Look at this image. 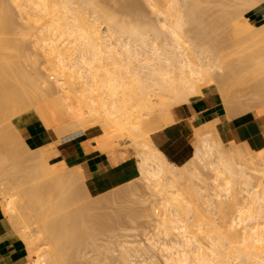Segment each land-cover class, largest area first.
I'll use <instances>...</instances> for the list:
<instances>
[{"label": "bare ground", "instance_id": "6f19581e", "mask_svg": "<svg viewBox=\"0 0 264 264\" xmlns=\"http://www.w3.org/2000/svg\"><path fill=\"white\" fill-rule=\"evenodd\" d=\"M25 1H28V0H25ZM46 1H48V0H46ZM46 1L45 0H40V1L35 0L36 3H33L34 0H31V5L33 4L32 5L33 8H31V5L27 6L26 5L27 3L25 4L27 6V9L28 8L32 9L31 12L34 9V12H35V13L33 12L34 17L31 16L32 15L31 12H29V10H26V8L23 10V7H26V6H23L22 9L21 8H19V9L23 10L24 13L27 12L28 17L31 18V19H29L27 17V14L24 15L23 11H21V14L24 15L23 18L25 16L27 17L26 22H27L28 27H31L33 25V23H36L38 29L36 28V25L34 24V30H37L40 32V34L38 32L39 37H37L36 42L39 41V43H40L39 45H41V47L43 48L42 49L38 45L41 48L40 50H43V52H45V54L42 51H41V53H43L45 56L47 54L46 60H48V62H49V68H48V69H50V70H48L49 74L50 75L54 74V77L53 76L52 77L55 79V83H57L56 85L59 86L60 91L62 90L63 95L64 96L67 95V97L71 96V95L73 96V94L77 95V93H78L79 96L77 95V99H74L77 102V105H74L75 108H73L75 111V116L78 119L85 120L87 122V124L90 126V128H92L94 126H97V127L102 126L101 128H102L103 132L100 134H97L95 137L92 138L93 140H91V144L87 145L84 148L85 152H88L92 148L98 150L99 152H102L103 149H105L108 146L109 147L110 146L117 147V145L119 144L118 142L121 140L123 141V138L132 142L133 144L135 143V146L137 147V153L134 154V156L137 154L136 155L137 156L136 170H137L138 175H140L141 177H143L145 179L146 185H148L149 186L148 188L151 189L150 190L152 193L151 195L154 196V194H155V196L156 195L159 196L160 207L162 209L160 215H162V219H163V225H162L163 230L165 232H170V233L171 232H173V233L178 232V233L174 234V238L169 239L168 241L167 240L150 241L149 247H151V248L141 247L140 250H133V251H136V253L139 257L137 259H133V260L129 259L130 261L127 259L128 263H127V260L125 258H124V260L122 258V260H121L122 264L124 262H125V264H129V263L130 264H148L147 260L153 259L152 252L151 253L149 252L150 249H151V251H155V250L160 251L162 253L163 258H164V262H166L167 264H192L191 263L192 261L196 262L197 264L198 263L199 264H228L229 261L226 262L227 258H230L231 260H233V262L231 261L232 264H264V184L261 187V189L258 191L253 190L250 187L251 182L245 176V170H244L246 163H247V160H248L247 155H246L247 149H246V152L244 151L245 153H242L241 151H243V150L240 151L241 148L239 149V147L237 146L238 143L235 144L234 150H233L234 146L232 145L233 148L232 147L231 148L235 154L233 153V155H232V153H231V155H229V157L232 156L233 158H237L239 160V162H238L239 165H241V167H239V168H238V166L232 167L231 163L232 162L234 163L235 161H232L231 163H229V161H227V159L229 157L226 159L223 155V152H221V150H219L217 148V146L214 144V142L209 141V140H211L210 138L208 139L205 137H202V138L199 137L197 135L198 133L196 134V132H198L199 130L197 131V129H196V131H195L194 127L196 125L195 126L192 125L193 129H194L193 135L195 136L194 138L196 141L192 155L190 158H188L187 161H185L182 164L177 165L176 163L169 160L165 156V154L154 145L151 138H149L150 136L147 135L148 130H149V129L148 130L146 129L148 127L147 124H148V120H149L147 118L149 117V115L151 113L153 114L154 111H156V113H158V111H159V113H160L162 111L161 115L163 113L164 118H165V116H167L166 120L168 121L170 119V123H169V121H168V123L171 124L175 119L173 117L172 118H170V117L174 116V115L171 114L172 112L169 113L170 109L167 111L163 108V106L168 105L167 107L170 108L171 105H173V106L175 105L176 100L181 99V98H186L189 100V97L191 95L200 93V89L202 86L196 84V81L194 80V79H196L195 75L199 73V70H198V68L195 67L194 61L191 62L192 59H189L187 57V54H186L187 52L189 53L190 49H192V48L194 49L193 44H195L196 41L194 42V39H195L194 38L193 39L194 43H191V40L193 38V37H191V38H188L190 40V43H188L189 40L187 42L185 38H187L189 36L187 34H186L185 38H184V36H185V32H186L185 26L188 27V25L190 23H192V21H193V19L191 18L193 12H194L195 20L197 21L199 19V18L196 19L197 18L196 17V15H197L196 10H201L199 5L202 2V0H165L163 5L161 3V2H163V0H161V1L160 0H146L148 2V4H146V5H148V6L151 5V8H149L151 10H152V7L155 6V4L158 1H160L159 4H161V5L159 6V4L157 3L158 5L156 4L157 6H155V7H156V9H157V7H161V8L160 9L158 8L157 10L152 11V12H156V14H155L156 16L159 14V16L161 17V18L159 17L160 23L158 22L157 25L154 23L152 24L153 21L150 22V20H148V22L145 21V23H144V21H142L143 20L142 17L144 15L142 16V14H141L142 17H140V15H139V17H137L138 16V10L141 9L138 6L141 2L139 1L140 2L139 3L138 0H119L116 2L118 4L122 3L121 6L119 4L120 9H122V11L128 12L131 9L130 14H127V15L131 16L133 13V15L131 17H133L135 14V17L133 19H135V20L139 19L138 23H136V24H134V23L131 24L129 22L130 25H129V23H128V25H126L127 24L126 22H125L126 24H124V21H121V20L120 21L118 20L121 24L118 21H117L118 23H114L113 20L115 18V15L113 16V14L109 10H107L108 8H106V7L104 8V4L101 3V0L96 1V2L101 3V5L99 3L96 4L93 0H52L51 2H50V0L48 2H46ZM224 1L225 0H223V2ZM258 1L259 0H240V3L245 5V6H250V7L256 6V7L262 8V6L258 3ZM142 2H143V0H142ZM260 2H262V1H260ZM0 3H2L1 5H3V6L0 5L1 6V8H0L1 12L0 13L2 14L1 17L4 15L3 16L4 18H2L3 21H1V18H0V27L3 30L5 29V31L7 33L9 31L13 30L14 28L9 29V27L11 28V26L13 25V24H8L7 19L9 18V12L7 11L8 12L7 13L5 11L6 9H4L5 7H4L2 0H0ZM17 3H18V1H17ZM165 3H167V5H166L167 7H165ZM22 4H23V2H21V5ZM28 4H29V2H28ZM18 5L21 7L20 3ZM127 5H130L131 7H129ZM96 6H97V8L99 7V11L96 9ZM124 6H126V7H124ZM162 6H164L163 9L164 8H166V9L162 10ZM16 7H18L17 4H16ZM100 7L102 8V10L104 9V10H107L108 13L110 12L111 16L108 15V13L106 14V11L105 12H104V10L101 11ZM127 7L130 9L128 10ZM155 7H153V9ZM197 7H199V9H197ZM124 8H126V9H124ZM88 9H89V12H88ZM120 9L118 11H120ZM239 9H241V8H239ZM25 10H26V12H25ZM142 10H143V8H142ZM241 10H244V9H241ZM235 13H236V11H234L233 14L236 15ZM241 13H242V11H241ZM219 15H221V14H219ZM223 15L224 14H222V16ZM238 15L240 16V14H238ZM262 16L264 17L263 13H262ZM144 19L146 20L145 16H144ZM220 19H221V17H220ZM244 19H242V20H244ZM261 19L263 20V18H261ZM28 20H32V21L28 22ZM97 20H100V21L97 22ZM101 20L105 24V27L103 30L105 33L104 37L108 36V38L109 37L113 38L114 34H116V37L120 38V36H123L121 38H124V39L127 38L128 42H124V39H117L114 36L115 41L121 40L120 43L118 41H117V43L112 42V43H114L113 46H115V48H116L115 50L129 53L128 56L124 57L125 60L128 59V61H129L130 59L135 58L139 62V65H137V66H142L143 68L145 67L146 69L148 68L149 70L148 69L147 70L149 72L147 71L146 73L151 74L150 76L152 78V83H145L144 81H141L140 79H138L139 78L137 76L138 71L137 72L132 71V74H131L132 76L129 79V81L128 80L125 81V80H123V78L121 79L122 75L120 76V73L117 72V70L119 71L120 68H118L119 66H117V67L114 66L115 61H113L114 64H112V65L114 66V68L116 67L117 69L115 68L116 71L112 70L113 72L110 70L112 73H110V71L108 73L102 71L103 72L102 73L100 70V66L102 64L99 67L96 66V64L93 61H97V59L102 58V56L104 55L105 52L109 56L112 54V51H113V48L111 46L112 43L111 42H109V43L104 42L106 38H104L103 35H101L102 34L100 32L101 29L98 30L99 27H97V29L95 27L96 22H97V24H99V23H101ZM157 20H158V18H157ZM157 20L155 19L156 22H157ZM195 20H194V22H195ZM246 20L248 21L249 19L246 18ZM33 21H35V22H33ZM31 22H32V25H31ZM122 22H123V24H122ZM249 23H250V21H249ZM194 24H196V22ZM234 24H236V22ZM193 25L192 24L189 25V27L191 26V28H189V30L192 29ZM197 25H198V23H197ZM204 26H205V24H204ZM242 26H243V24H242ZM195 27H197V26H195ZM203 27H201V28H203ZM246 27H247V25H246ZM6 28H8V29L6 30ZM198 28H200V26ZM241 28H243V27H241ZM259 29L260 30L259 31L257 30L256 33L262 32L261 31L262 27H260ZM37 31H36V33H37ZM191 31H190V33H191ZM193 31H194V28H193ZM1 32H3V31L0 30V34H1ZM199 32H195L194 36L196 38L199 36V34H200ZM3 33L6 34L5 32H3ZM243 34H245V32ZM35 35H37V34H35ZM200 35H202V34H200ZM202 36H201V38H202ZM159 37H161V42L156 43V40ZM245 37L247 38L248 36L245 35ZM101 38H103L104 41H102ZM199 38H200V36H199ZM2 39H4V38H2ZM121 42L123 43V45H120V44H122ZM131 42L134 43V45L136 46V49L130 47ZM118 43H119V46H118ZM244 43H245V41H244ZM246 43H249V42H246ZM5 44L6 43H4L3 46ZM245 44H244V46H245ZM8 45H9V43H8ZM196 45L198 46L197 42H196ZM14 46L16 47V45H14ZM4 47H8V46H4ZM247 47H245V49L242 50L243 54H244L243 51L244 50L246 51ZM17 48H18V46H17ZM241 48H242V44H241ZM13 49H15V48L13 47ZM204 49L200 50V51H204ZM194 50H193V52H191L192 54L197 53L196 52L197 49L195 50V52H194ZM206 50L209 51L210 49L209 50L206 49ZM121 52H118V53H120L122 55ZM221 52H223V51H221ZM139 53H140V55H139ZM245 53L246 54H244V56L245 55L250 56L249 57L250 59L246 58L247 60L249 59L248 62L245 59L246 63H249V61H251V59L253 60L254 57H251V54H250L251 52L249 54H247V51H246ZM261 53H260L261 55H264L263 54L264 50ZM101 54H102V56H101ZM198 54L201 55V53H198ZM210 54L211 53H209V55ZM218 54H220V53H218ZM218 54H216V55H218ZM223 55L221 54V59L223 58L222 57ZM237 55L240 56L239 53ZM108 56H106V54H105V58L106 57L108 58ZM242 56L243 55L241 54V57ZM110 57H112V56H110ZM114 57H115V55H114ZM207 57H208V55H207ZM209 57H208V59H209ZM214 57H217V56H214ZM262 57H263L262 60L259 59L260 62L258 61V59L256 60L257 62H254L255 60H253V64L258 63V64H255V66H253V67H255V68L260 67L259 68L260 70L264 69V56H262ZM112 59H114V58H112ZM210 59H211V57H210ZM216 59H218V58H216ZM225 59H226V56H225ZM236 59L240 60L238 58H236ZM201 60H203V59H201ZM204 61H206V60H204ZM213 61H214V59H213ZM217 61L219 62L220 59ZM209 62H212V60L211 61L209 60ZM220 62L222 63V61H220ZM220 62H219V64H220ZM240 62L241 61H239L238 64H240ZM243 62H244V59H243ZM101 63H102V61H101ZM233 63H235V61ZM8 64L7 63L4 64V66H6L5 68L7 70H4V73H1V74H5V76L8 73V72L5 73V71H8L9 69L11 70V65H8ZM201 64L205 66V64H203L202 61H201ZM213 64L215 65V61H214V63H212V65ZM251 64H252V62L250 63V65ZM206 65H207V62H206ZM227 65H229V64H227ZM227 65L224 67H227V69L230 68L229 69L230 71L232 69H234V68L231 69V67H230L231 65L230 66H227ZM104 66H106V65H104ZM207 66H209V65H207ZM244 66H246V65H244ZM247 66H248V64H247ZM126 67H127L126 70L127 69L129 70V68H131V67L128 68V66H126ZM97 68L100 70L101 74L97 73V72H99L97 70ZM105 68H104V70H105ZM138 68H140V67H138ZM171 68L178 69L179 73L181 74L179 76L180 81L178 83H176V81L174 80L175 79L174 75H170L171 73L168 75V73H169L168 70ZM245 68L248 69V67H245ZM251 68H252V65H251ZM107 69L109 70L110 68L107 67L106 70ZM12 72L10 71V73H8L6 77H4V75L3 76L1 75L0 76L1 80L7 81V79L11 78V79H14L13 82H15V80L17 79L18 81L15 82L14 84H16V83H18V84H16L13 87L17 86L19 89L20 88H21V90L23 89V91L26 95L23 94V91H22V94H23V97L27 101L29 94L27 92H25L24 88H27V87L26 86L24 87V84H23L24 82L22 81L23 80L22 78H23V76L25 78L26 73H24V71H23V73L19 74V72H22L20 70H13ZM11 73H12V76H11ZM17 73L19 76L17 75ZM109 73L112 75H110ZM113 73H114V75H113ZM116 73L119 75L117 76ZM234 76H236V75H234ZM145 77H147V76H145ZM11 79L9 80L10 82H11ZM19 80H21V83ZM31 81H33V80H31ZM223 81L224 80H222L220 82V84L223 83ZM226 83H228V82H226ZM6 84H5V82L0 83V89L3 88V90H1L2 92L0 91V94L4 93L6 91V94L0 95V99H3V101L5 102V103L3 101L0 102V103L3 102V105L0 104V112H1L0 115H2L3 114L2 112H4L6 109L8 110V108H11L14 111L16 109L20 110V108H22L23 104L26 103V101L23 99V97H21V95H19L20 97L17 95L20 91L19 92H17L18 90L15 91V89L12 88L10 83H8V85L10 84L9 88H12V89H8ZM14 84H12V85H14ZM29 84H31V82H29ZM18 85L19 86L21 85V87H19ZM218 85H216L215 88H217ZM260 85L261 84H255L254 85L255 89H259ZM35 86H36V88H38L39 84L35 83ZM219 86H221V87L223 86V88H225L226 84H221ZM227 86H228V84H227ZM221 87H220V89L217 88V91H218V89L220 91ZM31 88H32V91H34V84L32 85ZM211 88H214V86ZM27 89H29V88H27ZM226 89H228V88L226 87L225 90L223 89L224 90V94L222 93L223 95L220 94L221 92L219 93V91H218L219 95H221L223 97V96H225V92L228 91L227 93H229V89L228 90H226ZM11 90H12V92H11ZM14 91H15V93H14ZM7 92H8V94H7ZM16 92H17V94H16ZM43 93H44L42 95L43 97H45L48 94V92H45V91ZM255 93L257 94V91ZM50 94L51 93H49L50 97L47 95L49 98H51V95H52V94L51 95ZM8 95H10V98L8 97ZM15 95H17L19 98L24 100L25 103H24V101L19 100L18 97H16ZM31 96H34V95L31 94ZM5 97L9 98V100H7ZM49 98H48V100H50ZM68 99H69V97H68ZM220 99L224 101L227 98H225V97L221 98L220 97ZM36 100H39V99L35 98V101ZM228 100H229V98H228ZM28 101H31V100H28ZM228 102L226 101L222 105L223 108L225 109L224 114L227 113L226 117L227 116L229 117L230 115H232V114L229 115L230 112L233 113L235 110H238V109H235L236 106H234V105L229 106L230 103H228ZM31 103H28V104H31ZM221 103H222V101H221ZM227 103H228V105H227ZM4 104H6V105H4ZM44 104L46 106L50 105V104L47 105V102H44ZM51 104H53V103H51ZM262 104L263 103H261L260 106ZM161 105H163L162 110H161ZM39 106H38L39 109L37 112L40 114V117H41V120L43 121V123H45L46 125L53 126L55 131H57V132L59 131L58 134H60V132H61L60 130H62L63 132H61V133L64 134L65 127H68V129H69V127H73V125H74L73 122L68 119L67 115L65 116L64 114H62L61 111L58 110V108H56V109H54L55 107L53 108L54 109L53 114L51 113L52 116L50 117L49 113H48V109L45 106H43V104L39 105ZM52 106H54V104ZM232 107H234V108L232 109ZM230 108L232 111L230 110ZM239 108L242 109L241 107H239ZM6 113H7V111H6ZM6 115H8V114H6ZM145 115H148V117L145 118L144 117ZM153 116H154V114H153ZM215 116H212V118L210 117L211 119L209 118L208 122L210 120L211 121H210V124L207 125V126L211 125L209 129L212 130V128H213L214 131L223 128L222 125L220 124L221 118L218 116H216V118H215ZM156 118H157V114H156ZM0 119H2V118H0ZM157 121H159V123H160V120H157ZM157 121L155 122L156 123L155 125L159 124V123H157ZM204 121H206V119ZM96 122L98 125L94 124ZM208 122H206V124H208ZM153 123H154V120H153ZM200 123L202 124L205 122L202 121ZM201 124H199V125H201ZM206 124H204V125L202 124V125L205 127ZM60 125L65 126V127L61 129ZM203 126L201 128H203ZM207 126H206V128H207ZM3 128H5V126L2 127V130H3ZM11 128H12V131H10L8 133H7V131L5 133L4 132L5 130H3V131L0 130V162H1V164L5 161H6L5 163L8 164V162L10 160H12V159H10L12 157V155L13 156L16 154L18 155V153H16V152H18V147H21V145H20L21 144L20 143L21 138L19 139L18 137H16V135H18V133L16 135L14 134L15 136H13V132L16 130L13 126H11ZM151 129L152 128H150L149 131H151ZM198 129H200V126ZM65 130H67V129H65ZM60 136H61V134H60ZM58 137H59V135H58ZM16 138L18 140H16ZM58 139H57V141H59ZM19 140H20V142H19ZM16 141H17V143H20V144H18L19 145L18 147H17V145H15ZM54 141H56V140H54ZM232 142H233V140H232ZM130 145H131V143H130ZM120 146H124L123 143ZM230 146H231V144H230ZM23 148H25L28 155L31 157L28 158L29 156H27L26 160H25V158L23 160H21L23 158V156H22V158H20V161L24 162V164H23L24 167L27 165V163L32 164V166L28 165V166L34 167V169H32V173H31V176H33L32 180L33 181L37 180L36 182H39L41 184L36 185L37 183L35 182L36 183L35 187L32 185V188H28V185H24L19 180L18 181L7 180V182H4L6 185L3 188H0V210L2 211V214L5 215V217H7V220L10 223V225H11V223H15V225L17 227V231H18L17 234H19V236L22 238V240L25 244V248L29 251L30 256L33 258L34 264H73V261L71 258L72 254H73V250H74L73 248L75 247L76 244L79 243L80 240H82L81 239L82 235L76 234V235H78V236H76L73 234L74 232L72 233V230L70 231V229H68V227L65 228L66 223L63 221L64 220L63 218H60V219L58 218L59 220H61L60 222L59 221L58 222L60 224L63 222V224H61V225H63L62 229L64 230V232H63V230H62V232H60L61 229H60V231L57 232L56 229H58V228H55V225H54V224H57V222L56 223L53 222L54 220H52V218L49 219L50 217L48 218L49 220L43 219V222L45 224L43 225V223H42V228L39 229L40 224L37 223L38 220H40V218H42L43 216L45 218V215L46 216H49V215L46 214L47 210H44V211L41 210L44 206L43 204H42V208L39 205L38 207H40V208L37 207L38 209L34 212L33 207H32V205L34 203L32 204V202H31L32 205H30L29 204V201H30L29 198H31L32 196H34L36 194V193L34 194L33 191H40V193H41V191H42V193L44 191H50V192H46V193H51L52 195H50V196L54 197L53 192H51V191L54 190V193L56 194L57 192H55V189H58L56 191H59V188H60V190H62V193H63V191L66 190L65 189L66 187L64 185H68L69 181H71L73 183V184L69 183L70 186H72V185H74V183H76V185H78V187H79L80 184H77V182H79V183L81 182V181H79V179L81 180V176L83 175L82 168L79 165L60 167V168L52 167L50 165V163L48 162L44 152L40 148H37L36 150H34V149L31 150V149H28L27 147H23ZM242 149H244V148H242ZM252 153H253L254 157L259 158V157L263 156L262 154L264 153V151H262V149H257V150H252ZM17 155H16V157H17ZM225 156L227 157L226 154H225ZM20 157H21V153H20ZM18 158L19 157H17V159ZM231 158H229V160ZM29 161H31V162H29ZM17 162H19V161H17ZM12 163H14V162L11 161V164ZM15 164H17V163L15 162ZM233 166H235V164ZM31 167H29V168H31ZM189 167H193V170H189ZM201 167L207 168L208 170L212 171L214 174L213 181H212L213 185L211 183V186H212L211 196L212 197L214 196L213 199L215 197H217V198H215L216 200H218V198L222 199L221 198L222 195L224 197L229 196L228 193L232 192L230 190H232L235 187V186L233 187V184H232L235 181L232 182L231 180H233V179L235 180L237 178L238 182H241L243 184V187H241L242 186L241 185L240 186L241 188H239V187H238L239 189L235 188L236 190L241 189L240 193L243 192L244 196H242V197L244 199L242 202L240 201V205L238 206L234 217L231 218L232 223L230 222L231 223L230 225H231L232 234H231V236L229 235L227 240H225L226 238L223 237L222 235L215 233V231H214L215 228H214L211 220L209 219V213L208 212L206 214H204L205 212L202 213V211L200 212L201 214L199 213L200 204L199 205L196 204V208H197V206H199L198 207V213L199 214L197 213V210L194 208L195 205L193 204L192 198H195L196 195L199 196L200 198H202L203 202L204 201L209 202V198H207L208 193H206L207 188H205V187L204 188L199 187L197 189L195 188V190H194L195 193H194V191L192 190V188L194 186L191 188V190H189L187 185L184 186V183L191 182V179L193 181V178L196 179L198 182H201V183L205 182L201 176V170H200ZM25 169L28 170V167H25L24 170ZM0 171L3 173L4 170L0 169ZM29 171H31V170H29ZM26 173L28 174L27 171L25 172V174ZM227 174L229 177H232L233 179H230L227 176ZM74 175L75 176L78 175L77 176L78 179L75 182L72 181L73 179H76ZM225 175H226L227 179H226ZM21 176H22V174H21ZM73 176H74V178H73ZM79 176H80V178H79ZM12 178H14V177L12 176ZM82 179H84V177H82ZM31 181H29V183H31ZM238 182L236 181L237 184H238ZM196 184H197V182H196ZM76 185H74L73 188L74 187L77 188ZM81 185L83 186V184H81ZM62 186H64L65 188H63ZM63 189H65V190H63ZM74 189H72V190H74ZM68 190L66 192H64L65 197H66V194L70 195ZM191 191L194 193L193 197H192ZM75 192H76V190H75ZM31 193H33V195ZM62 193H60V194H62ZM232 193H230V194L232 195ZM234 194H233L234 195L233 200L237 201V198H238L237 197V195H238L237 191ZM57 195L58 194H56L55 196H57ZM47 196H49V195L47 194ZM45 197H46V195L43 198L44 200H45ZM52 197L51 198L49 197L47 199V202L49 200L50 201L49 203H51ZM60 197H61V195H60ZM57 198H58V196L56 197V200L54 198V200L56 202L52 201L53 203H55V205L58 202V199H60V200L63 199V194H62V198H58V199ZM36 199H37V197H36ZM43 199H41V200L43 201ZM73 199H74V197H73ZM157 199H158V197H157ZM65 200H67V198ZM65 200H62V201H65ZM42 201H41V203H42ZM74 201H75V199H74ZM38 204H40V203L38 202ZM65 204H67V203H65ZM69 204H70V202H69ZM207 204H210V203H207ZM53 205L51 204V206H53ZM45 206H49V204L48 205L45 204ZM51 206L49 207V210H50ZM80 206H82L81 208H85L83 205H80ZM225 206H226V204H225ZM35 207L36 206H34V209H35ZM57 207H58V205L55 206L54 208L57 209ZM69 208H71V207H69ZM78 208H74L73 211L78 210ZM26 209L30 210V211L27 212ZM39 209L41 211H43V213L45 211L46 212L43 214ZM72 209H73V207H72ZM49 210H48L49 214H51V212L55 213L53 211L50 212ZM58 210H60V208L55 210V211H58ZM192 210H194V211L196 210L194 212L196 216L200 215V218H199V216L196 217V221H194V219H192L195 216L193 214ZM82 211H83V214L86 212L83 209H82ZM218 211L223 213V209H221L220 207L218 208ZM72 213H74V212H72ZM67 214H69V213H67ZM78 214H80V211ZM83 214H80V216H83L82 218L84 221L85 217ZM191 214H193V215H191ZM26 215H27V217H26ZM35 215L37 217L39 216V219L34 218V221L37 224H36V226L34 225L35 227L33 230V228L31 229V228L27 227L26 222H27V219H29L31 216H35ZM55 216L56 215H54V217ZM54 217H53V219H56V217L55 218ZM74 217L78 218V216H76V215ZM87 217H90V216L88 215ZM82 218H81V220H82ZM73 219H75V218H73ZM50 220H51V222H50ZM77 220H80V219H77ZM192 220H193V222H192ZM34 221H32V222H34ZM96 221H98V220H96ZM52 222H53V224H52ZM190 222H192L193 224L195 223L196 224L195 226L198 229L196 227L195 228L197 230H200L201 232L207 230V231H205V233H206V236H205L206 242L205 243H202L201 241H199V239L195 236V234H193V233H195V231L192 229L194 227V225L193 226L191 225L192 226V228H191L189 225ZM96 224H97V222H96ZM82 225H83V223H82ZM57 226L58 225H56V227ZM93 226H91V227L96 228V225L93 224ZM91 227H90V229H91ZM92 231H93V229H92ZM92 235H93V233H92ZM46 237H47V239H46ZM184 237H186V238L184 239ZM43 238H45V240H44L45 242L48 239H49L48 241H50V242H46L48 245H45L44 247H47V248L44 249L41 247L42 251H40L41 249L39 250V246H40L39 240L41 239V241H42ZM77 240H79V241L77 242ZM80 247H82V246H80ZM127 249H128V247L122 248V246H121V250L125 254L128 253ZM43 250L45 253H43ZM143 254H147V255L143 256ZM137 255H135V256H137ZM128 256L132 257L130 253L127 254V257ZM135 256H134V258H135ZM102 263H103V261H102Z\"/></svg>", "mask_w": 264, "mask_h": 264}, {"label": "rangeland", "instance_id": "374dc122", "mask_svg": "<svg viewBox=\"0 0 264 264\" xmlns=\"http://www.w3.org/2000/svg\"><path fill=\"white\" fill-rule=\"evenodd\" d=\"M17 1H18V3H17ZM38 1H40V0H38ZM48 1H46V2H48ZM51 1L52 0H50V2ZM93 1L96 4L99 3V2H96L97 0H93ZM117 1H119V0H101V3L104 4V8L105 7L108 8L107 10H109L113 14V16L115 15L113 22L118 23L121 20V21H124V24L127 23L126 25H128L129 22L131 24L132 23H134V24L138 23L139 19L138 20L133 19L135 17V14L133 17H131L133 15V13L131 16L127 15V14H130L131 9L127 7L128 10L130 9L128 12L122 11V9H120V6L122 3L121 4L119 3L120 4V6H119V4L116 3ZM160 1H158V2L156 1V2L159 4ZM260 1H262V2H260ZM263 1L264 0L258 1V3L262 6V8H260V7H256V6H251V7L245 6V5L240 3V0H232V1L231 0H225L224 2H223V0L222 1L221 0H202V2L200 1L201 3L199 5L201 10L195 9L197 12V15H196L197 18L196 19L199 18L197 20L198 22L195 20L194 12H193L192 17H191L193 19V21L190 24L193 25L195 22H196V24H194L192 29H190V30H189V28H191V26L189 27L190 24L188 25V27L185 26L186 32H185L184 38L186 37V34L189 36V37L185 38L186 41L188 42V40H189L188 38L193 37L191 40V43H194L195 41L198 43V46L196 45V42H195V44H193L194 49L198 50V51L196 50L197 53L192 54L191 52H193V50H194L192 48L189 50V53L187 52L186 54H187V57L189 59H192L191 62L194 61L195 64L194 63L193 64L199 70V73L195 75L196 79H194V80L196 81V84L202 86L200 89V93L191 95L189 97V100L186 98H181V99L176 100L175 105H174L175 107L173 105H171L169 108V107H167L168 105L167 106L165 105L167 107L166 108L165 106L161 105V110H162V106H163V108L167 111L170 109L169 113L172 112L171 114L174 115V116L170 117V118L173 117L175 119L171 124H169L170 119L168 120L169 123L166 120L167 116H165V118H164V114L162 113V115H161V112H162L161 110H160L161 111L160 113L158 111L159 114L156 113V111H154L153 112L154 116L152 113L149 115V117H148V115L144 116L145 118L148 117L147 119H149L148 124H147L148 127L146 126L147 127L146 129L150 130V128H152L151 131L148 130L147 135L150 136V137L149 136L148 137L151 138L154 145L158 149H160L169 160L176 163L177 165L184 163L192 155L194 145L196 144V141L194 138L195 136L193 135L194 134L193 133V130H194L193 126L196 125L194 127L195 131H196V129H197V131L199 130L198 132H196V134L198 133L197 135L199 137H201V138L205 137L208 139L210 138L211 140H209V141L214 142V144L217 146V148L219 150H221V152H223L224 157L227 159L229 157V155H231V153L233 155V153H234L233 150L235 149V144H237L238 142H235V141L232 142L231 138H226L224 136V132H225L224 130L225 129H223V128H221L219 130H215V131L213 130L212 127H211L212 130L209 129L211 126V125L207 126L210 124V121H211L210 120L208 122L209 118L210 117L212 118V116L216 115V116L220 117L221 119H228L230 117L232 118L235 116H240V115L246 114L247 112H250V111L254 112L258 115L264 114V107H263L264 106V69L260 70L259 69L260 67L259 68L253 67V66H255V64H258V63L253 64V60H255L254 62H257L256 60L258 59V61L260 62L259 59L262 60L263 59L262 56H264V55H261L262 54L261 52L264 50V33H263L264 32L263 31L264 30V26H263L264 25V22H263L264 17L262 16V13L264 14V2ZM2 2H3L4 7H5L4 9H6L5 11L9 12V18L7 19L8 24H13L12 25L13 27L11 26V28L9 27V29H13V28L14 29L6 33L5 29L3 30L0 27V30H2L3 32L6 33V34H4L3 32H1V34H0V65H1L0 66V76L4 75V77H6L7 74L10 73V71L12 72L13 70L22 71V72H19V74L23 73V71H24V73H26V75H25V78L23 76L22 81L24 83L23 82L22 83L24 84V87L26 86L29 89L24 88V87L23 88L25 89V92H27L29 94L27 101L28 100H31V101L27 102L26 99L23 97V94H25L23 89L21 90V88L19 89L17 86L13 87L16 84H18V83L14 84L15 82L18 81L16 78H15L16 79L15 82H13L14 79L10 78L11 79V82H10L9 81L10 79L6 78L7 81L6 80L3 81V80H1V77H0V83H3V82H5V84L7 82L10 83L12 88L15 89V91L16 90H18L17 92L20 91L19 92L20 94L19 93L17 94V92H16V94L18 96L21 95V97H23V99L26 101V103H25L24 100L19 98L20 96L18 97L17 95H15L16 97H18L19 100L24 101L25 104H23V106H22V108H20V110L16 109L14 111L11 108H8V110L6 109L4 112H2L3 114L0 115L1 116L0 118H2V119H0V130H2V127L5 126V128H3V130H5L4 131L5 133H6V131L8 133V132L12 131L11 126H13L15 128V130L17 131L16 132L13 130L14 131L13 136H15L18 133V135H16V137H18L19 139L21 138L20 139L21 142L19 140V142L21 144L17 143V141L15 144V145H17V147L19 146L18 144L21 145V147H18V152H16V153H18V155L17 154L16 155L19 158L17 159L16 155H14L15 156L14 157L12 155L14 153L13 152L11 154L12 157L10 156L11 157L10 159H12V160H10L8 162L9 165L7 163H5L6 161L3 162L2 164L0 162V164H1L0 167L2 166L0 169L4 170L3 173L0 171V188H3L6 185L4 182H7V180H9V181H18L19 180L24 185H28V188H32V185L35 187L36 185L41 184V183L36 182L37 180L36 181L32 180L33 176H31V173H32V169H34V167H31L32 166L31 163H29V164L27 163V165L25 164L26 165L25 167H28V170H26V169L24 170V168H25L23 166L24 162L20 161V158H22V156H23V158L21 160H23L24 158L26 160V157L29 155H28L27 151L25 150V148H23V147H27L28 149H31V150L32 149L36 150L37 148H40L44 152L48 162L50 163V165L52 167H55V168L67 167L68 165L63 160L56 162V163H51V161H52L51 158L58 155L57 151H56L57 146H59L63 141H67L69 139L71 140L73 138H81L82 139L81 145L84 149L87 145L91 144V140H93L92 139L93 137H95L97 134L102 133L103 131L101 128L102 126H99V127L94 126V127L90 128V126L87 124V122L85 120L78 119L75 116V111L73 108H75L74 105H77V102L74 99H77L78 93L76 92L77 95L73 94V96L72 95L68 96L69 97V99H68L67 95L64 96L62 93V90L60 91L59 86L56 85L57 83H55V79L53 78L54 74H51V75L49 74V71H48V70H50V69H48L49 68V62H48V60H46L47 54L45 56L44 55L45 52H43V50H40L42 47H41V45H39L40 44L39 41L36 42L37 37H39L40 32L37 30H34V24L36 25V23H33V25H32V22H31L32 26L28 27L27 22H26L27 21L26 18L28 17L26 10H29V12H31V10H32L31 8H33V6H32L33 4L31 5V0H28V1H25V0H2ZM21 2H23L22 5H21ZM28 2H29V4H28ZM138 2L140 3L138 6L141 8L140 9L141 11L138 10V16L137 17H139V15H140V17H142L144 15L146 17V20L144 19V16L142 17V19H143L142 21H144V23H145V21L148 22V20H150V22L153 21L152 24L154 23L157 25L158 22L160 21L161 17L159 16V14L156 16L155 15L156 12H152V11L153 10L155 11L158 8L160 9L161 7H157V9H156L155 6H157L158 4L155 2L157 5L155 4V6H153L155 8L153 9V7H152V10H151V9H149V8H151V5H149L150 7L148 5H146V4H148V2L146 0H143L144 3L142 2V0H138ZM164 2H165V0H163V2H161L162 5ZM19 3L21 5V7L18 5ZM33 3H36L35 0ZM101 3H99V4L101 5ZM1 4L2 3H0V5ZM16 4L18 7H16ZM25 4L27 6L31 5V8L27 9V6ZM160 5L161 4H159V6ZM166 5H167V3H165V7H167ZM1 6H3V5H1ZM1 6H0V8H1ZM23 6H26V7H23ZM127 6L131 7L130 5H127ZM22 7H23V10L26 8V10H25L26 13H24L23 10L19 9V8L22 9ZM124 7H126V6H124ZM163 7L164 6H162V10L166 9V8L163 9ZM199 7H197V9H199ZM142 8H143V10H142ZM239 8L244 9V10H241ZM96 9L99 11V7L97 8V6H96ZM100 9H101V11L104 10V9L102 10L101 7H100ZM119 9H120V11H118ZM124 9H126V8H124ZM107 10H104V12L106 11V14L108 13ZM21 11H23L24 15L27 14V17L25 16L23 18L24 15L21 14ZM234 11H236L235 14L237 16L233 14ZM241 11H242V13H241ZM33 12H34V9L31 12V14H32L31 16H33ZM88 12H89V9H88ZM110 12L108 13V15L111 16ZM141 14H142V16H141ZM219 14H221V15H219ZM222 14H224V15L222 16ZM238 14H240V16ZM1 15L2 14L0 13L1 21H3L2 18H4L3 17L4 15L2 17H1ZM220 17H221V19H220ZM157 18H158V20H157ZM246 18H248L249 20L247 21ZM261 18H263V20ZM29 19H31V18H29ZM155 19L157 20V22L155 21ZM242 19H244V20H242ZM194 20H195V22H194ZM29 21H32V20H28V22ZM99 21L100 20H97V22H99ZM234 21L236 22V24H234L235 23ZM249 21H250V23H249ZM33 22H35V21H33ZM97 22H96V24H97ZM130 23H129V25H130ZM197 23H198V25H197ZM96 24H95L96 29H97V27H99L98 30L101 29L100 30V32L102 33L101 35H103V37H104L105 33L103 30H104L105 24L102 22V20H101V23H99L97 25ZM122 24H123V22H122ZM204 24H205V26H204ZM242 24H243V26H242ZM246 25H247V27H246ZM195 26H197V27H195ZM199 26H200V28L203 26L204 27L200 29V28H198ZM241 27H243V28H241ZM260 27H262V29H261L262 32L256 33L257 30L258 31L260 30L259 29ZM36 28L38 29L37 25H36ZM193 28H194V31H193ZM7 29L8 28H6V30ZM36 31H37V33H36ZM190 31H191V33H190ZM38 32H39V34H38ZM195 32H199L203 36L199 34L200 38H199V36L196 38L194 36ZM244 32H245V34H243ZM35 34H37L38 36ZM245 35L248 36L247 37L248 39L245 37ZM114 36L116 37V34H114ZM114 36H113V38L112 37L108 38V36L104 37V38H106L105 41L103 40V38H101V39H102V41H104L106 43H109V42H111V43L116 42L117 43V41L120 43L121 40L119 41L117 39H124V38H121L123 36H120V38L116 37L117 41H115ZM201 36H202V38H201ZM2 38H4V39H2ZM193 39H194V42H193ZM244 41H245V43L246 42H249V43H246L247 44L246 45L244 43ZM124 42H128L127 38L124 39ZM157 42L158 43L161 42V37H159L156 40V43ZM4 43H6L4 46H8V47H4L3 46ZM8 43H9V45H8ZM119 43H118V46H119ZM131 43H130V45H131L130 47L136 49V46L134 45V43H132L133 45ZM188 43H190V40ZM243 43L245 44V46ZM241 44H242V48H241ZM14 45H16V47ZM113 45H114V43H112V45H111L113 48L112 54L110 53L111 55L108 56L107 53L105 52L103 56H102L103 53L101 54V56H102V58H100L101 60L97 59V61H93L96 64V66H98V67L102 64L101 65L102 67L100 66L101 72L103 71V72L108 73L110 70L116 71L115 68L117 66H119L118 68H120V69H119V71L117 70V72L120 73V76L121 75L123 76V77L121 76V79L123 78V80L129 81V79L132 76L131 75L132 71H135V72L138 71L137 72V76L139 77L138 79H140L141 81H144L145 83H152V78L150 76L151 74L146 73L149 70L148 68H147L148 69L147 70L145 67L143 68L142 66H137V65H139V62L135 58H132L129 61H128V59L125 60L124 57L128 56L129 53L117 51V50H115L116 48ZM120 45H123V43ZM17 46H18V48H17ZM13 47L15 49H13ZM245 47H247V50H246L247 54H249L251 52L250 53L251 57H254L253 60L251 59V61H249V63H246V60H247L246 58H249L250 56L249 55H245L246 57L244 56V54H246L245 50L243 51L244 54L242 53V50L245 49ZM203 49H204V51H200ZM206 49H208V50L210 49V50L207 51ZM195 50H194V52H195ZM41 51L44 54L41 53ZM221 51H223V52H221ZM118 52H121L122 55ZM208 52L211 54L209 55ZM198 53H201V55H199ZM215 53L216 54L220 53V54H218L219 55L218 56ZM238 53L240 54V56L237 55ZM105 54H106V56H108V58L107 57L105 58ZM194 54L195 55L197 54V55L195 56ZM221 54L222 55L224 54L222 56L223 57L222 59H221ZM241 54L243 55L242 56L243 58L241 57ZM114 55L116 58L114 57ZM139 55H140V53H139ZM207 55H208V57L210 56L211 59H210V57L208 59ZM110 56H112V57H110ZM214 56H217V57H214ZM225 56H226V59H225ZM112 58H114L115 60ZM212 58L215 61V65L214 64L212 65V63H214ZM216 58H218V59H216ZM236 58H238L240 60H237ZM201 59H203V60H201ZM219 59H220V61H222L223 64L220 61H219L220 62V64H219V62L217 61ZM243 59H244L245 63L243 62ZM204 60H206V61H204ZM209 60L210 61L212 60V62H209ZM248 60H247V62H248ZM101 61H102V63H101ZM113 61H115V64ZM201 61L203 64H205V66L201 64ZM234 61H235V63H233ZM239 61H241L240 64H238ZM206 62H207V65H209V66L206 65ZM251 62H252V64H251L252 68L250 65ZM5 63H7V64L9 63L8 65H11V70L9 69L8 71H5V73L8 72L6 74V76H5V74H1V73H4V70H7L5 68L6 66H4ZM112 64H114V66H116V67L114 68V66ZM227 64H229V65H227ZM243 64L246 66H244ZM247 64H248V66H247ZM104 65H106V66H104ZM226 65L227 66L231 65L230 66L231 69L232 68H234V69H232L230 71L229 67H228L229 69H227V67H224ZM126 66H128V68L129 67H131V68H129V70L128 69L126 70V68H127ZM105 67L106 68L108 67L110 69L109 70L107 69L108 70L107 71ZM138 67H140V68H138ZM245 67H248V69H246ZM104 68H105V70H104ZM97 70L99 71L97 73L101 74L100 70L98 68H97ZM111 71H110V73L113 72V71L112 72ZM168 71H169L168 75L170 73H171L170 75H174V77H175L174 80L176 81V83H178L180 81L179 76L181 75L179 73L178 69L171 68ZM12 73H11V76H12ZM17 75H18V73H17ZM110 75H112V74H110ZM113 75H114V73H113ZM116 75L118 76L119 74L116 73ZM234 75H236V76H234ZM145 76H147V77H145ZM31 80H33V81H31ZM222 80H224V81L221 84H226L225 88L227 87L229 89V93H227L228 91L225 92V96H223V97L221 95H219L220 92H221L220 94H222V93L224 94V90H225V88H223V86L222 87L219 86V85H221L220 82ZM19 81L21 83V80H19ZM29 82H31V84H29ZM34 82L39 84V87H38L39 89L36 88ZM226 82H228V83H226ZM8 83L6 84L8 89H12V88H9L10 84L8 85ZM12 84H14V85H12ZM33 84H34V91H32V88H31ZM227 84H228V86H227ZM255 84H261L260 88H259L260 90L255 89V86H254ZM21 85L20 86L18 85V86L21 87ZM216 85H218L217 88H219V89L221 87L222 91L221 90L219 91V89H218L219 93L217 91V88H215ZM213 86H214V88H211ZM228 89H226V90H228ZM1 90H3V88H1L0 91ZM15 91H14V93H15ZM22 91H23V94H22ZM44 91L48 92V94H47L48 96H49V93H51L52 94V95L50 94L51 98H49L50 96L48 97L47 95L46 96L44 95L45 97H43L42 95L44 94L43 93ZM256 91H257V94L255 93ZM8 92H7V94H8ZM11 92H12V90H11ZM1 94H3V95L6 94V91L4 93H1ZM31 94H33L34 96H31ZM8 97L10 98V95H8ZM220 97L221 98L225 97L227 99L223 101L220 99ZM9 98H6V99L9 100ZM35 98L39 99V100L35 101ZM48 98L52 102L50 100H48ZM228 98L230 101L228 100ZM1 101H3V99H0V102ZM221 101H222V103H221ZM226 101L227 102L229 101L228 102V103H230L229 106L234 105V106H236L235 109H238V110H235L233 113H231V112L229 113V115L232 114L233 116L230 115L229 117L228 116L226 117L227 113L224 114L225 109L223 108L222 105ZM3 102L0 104L3 105ZM44 102H47V105L48 104H50V105L46 106L44 104ZM28 103H31V104H28ZM51 103H53L54 106H52L53 104H51ZM228 103H227V105H228ZM261 103H263V104L260 106ZM42 104H43V106H45L48 109V113H49L50 117L53 114V110L58 108V110H60L62 114H64L65 116L67 115L68 119L73 122V124H74L73 127H69V129H68V127L60 125L61 129L64 127H65V129H67V130L64 129V131H65L64 134L61 133L63 131L60 130L61 131L60 132L61 136H60V134H58L59 131L58 132L55 131L53 126L46 125L41 120L40 114L37 111L40 107L39 105H42ZM195 104H197L199 108H197ZM4 105H6V104H4ZM239 107H241L242 109H240ZM204 108H207V109H204ZM233 108L234 107H232V109ZM202 109H204L203 113H200L199 115L195 114V111H199ZM230 110H231V108H230ZM6 111H7V113H6ZM155 113L157 114V118H156ZM0 114H1V112H0ZM6 114H8V115H6ZM202 115L204 118L201 119ZM216 116H215V118H216ZM205 119H206V121H204ZM153 120H154V123H153ZM157 120H160V123ZM156 121H157V123H159L158 125H155ZM202 121L205 122V123H202L203 125L206 124V122H208V124H206L207 128H206V126L204 127L200 123ZM198 123L201 125H199ZM94 124H97V122ZM199 126H200V129H198ZM202 126H203V128H201ZM57 134L59 135V137ZM57 139L59 141H57ZM16 140H18V139L16 138ZM54 140H56V141H54ZM129 142L130 141L123 138V141L121 140L118 143L120 145L123 143L124 146H120L119 144L117 145V147H115V146L109 147L108 146L105 149H103V151L101 152L102 154L105 152H113L118 157H121L124 160H126L127 158L129 159V162L131 163V165L134 168L133 175L131 177L127 178L126 180H124L123 182H121L117 185H114L108 189L102 190V191L90 190L89 194H88L87 190L84 192L82 187H79V190L77 189V191H76L77 193H75L76 188L74 187L75 188L74 189L73 186L76 185V183H74V185L70 186V184H73V183L71 181H69L68 182L69 186L64 185L66 188L64 186H62L63 188L66 189V190L63 189V190H65V191H63V193H62V190H60V188H59V191H56L58 189H55V192H57L56 194H58L57 195L58 198H62V194H63V199L60 200L57 198L58 202L56 203V205H55V203H53V202H56L55 200L57 197V196H55L56 194L54 193V190L51 191V192H53L54 197L50 196V195H52L51 193H46V192H50V191H44L43 193H42V191H41V193H40V191H33V193L34 194L36 193V194L32 197L30 196L31 198H29L30 199L29 204L32 205L34 203L32 205L34 212L38 208H40V207H38L39 205L42 208V204L44 206L41 210H43V211L47 210V212H48L51 204L52 205L54 204L53 205L54 207L58 205L57 209L60 208V210L55 211L57 209H55L53 206H51L49 211L50 212L53 211L56 214L52 213V212H51V214H49V212L47 213L45 211L46 214H48L49 216L45 215V218L43 216L42 218H40V220H38L37 223L40 224L39 229L42 228V223H43V225L45 224L43 222V219L47 220L50 217L49 219L52 218V220H54L53 222H55V223L57 222V224H54L55 228H58V229H56L57 232L60 231V229H61L60 232H62L63 225H61V224H63V222L60 224L59 222L61 220H59V219L63 218L64 219L63 221L66 223L65 228L68 227V229H70V231L72 230V233L74 232L73 233L74 235H76V234L82 235V238H81L82 240H80V241L77 240V242L79 241V243L76 244L75 247L73 248L74 250H73L72 257H71L73 264H103V263L104 264H122V261H121L122 258H123V260H124V258L126 260L127 259L133 260V259H137L139 257L137 255L136 251H133V250H140L141 247H144V248L149 247L150 241H157V240H167L168 241L169 239L174 238L175 233H178V232H175V233L171 232L170 233V232H165L163 230V227H162L163 219H162V215H160L162 209L160 207L159 196H157V195L155 196V194H154V196L151 195L152 194L150 191L151 189L148 188L149 187L148 185H146L145 179L143 177H141L140 175H138L137 170H136V161H137L136 155L137 154L134 156V154L137 153V147L135 146V143L133 144L132 142H130L131 143V145H130ZM230 144H231V146H230ZM55 145H57V146H55ZM232 145L234 146V148ZM237 146L239 147V149L241 148L240 151L243 150V151H241L242 153H245L246 149H247L246 155H247L248 160H247V163H246V166L244 169L245 170V176L251 182L250 187L253 190L258 191L261 189V187L264 184V153L262 154L263 155L262 157L256 158L253 156V153H252L253 149L247 143H245V142L238 143ZM231 147L233 148V150ZM242 148H244V149H242ZM260 149H262V151H264V147H262ZM91 150H96V149L92 148ZM91 150H89V151H91ZM20 153H21V157H20ZM225 154L227 155V157L225 156ZM30 157L31 156H29L28 158H30ZM231 157H229V158H231ZM229 158L227 159V161H229V163H231L232 161H235L234 163L233 162L231 163L232 167H237V166H238V168L241 167V165H239V163H238L239 160L237 158L232 157L230 160H229ZM11 161L14 162V163H12L13 165L11 164ZM17 161H19V162H17ZM15 162L17 164H15ZM29 162H31V161H29ZM232 164L233 165L235 164V166H233ZM28 165H31V166H28ZM29 167H31V168H29ZM29 170H31V171H29ZM189 170H193V167H189ZM200 170H201V176L206 183L202 182L203 183L202 184L201 182H198L196 179L193 178V181L191 179V182L184 183V186L187 185L189 190H191V188L194 186L193 187L194 189L192 188L193 191L195 190V188L197 189L199 187L200 188L201 187L207 188L206 193H208L207 198H209V202L204 201L205 202L204 203L203 199L196 195L195 198H192L193 204L195 205L194 208L197 210V213H198V207L199 206H197V208H196V204H198V205L200 204L199 213L201 211H202V213L205 212L204 214H206L208 212L209 213V219L211 220V222L215 228V230H214L215 233L222 235L223 237L226 238L225 240H227L229 235L231 236V234H232L231 225H230L232 223L231 218L234 217L235 212H236L238 206L240 205V201L242 202L244 199L242 197V196H244L243 192H241L242 194L240 193L241 189L240 190H236V189L243 187V184L241 182H238L237 178L234 180L232 177H229L227 174V176L230 179H233V180H231L232 182L235 181L232 183L233 187L234 186L235 187L232 190H230L233 193L230 192V193H232V195L230 193H228L229 194L228 197H226V196L224 197L222 195L221 196L222 199L218 198V200H216L215 198H217V197H215L213 199L214 196L213 197L211 196V193H212L211 183H212L213 177H214L213 172L208 170L207 168H203V167H201ZM26 171L28 172V174L27 173L25 174ZM21 174H22V176H21ZM12 176L14 178H12ZM74 176H73V178H74ZM77 176L78 175H76L75 176L76 179H73L72 181H74V182L77 181V179H78ZM80 176H79V178H80ZM82 177H84V175L81 176V180L79 179V181H81V182L80 183L77 182V184H80L79 186H82L81 184H83V186L85 185L84 179H82ZM225 177H226V175H225ZM226 179H227V177H226ZM29 181H31V183H29ZM236 181L238 182V184L236 183ZM196 182L198 185L196 184ZM212 185H213V183H212ZM76 186L78 187V185H76ZM72 189H74V190H72ZM67 190L70 193V195L71 194L72 195L70 196V195L66 194V197H65L64 192H66ZM236 191L238 194L237 195V197H238L237 201L233 200L234 195H235L234 193ZM33 193H31V194L33 195ZM60 193H62V194H60ZM191 193H192V197H193V194L195 193V191H194V193L191 191ZM47 194L49 196H47ZM45 195H46V197L44 200L43 198ZM60 195H61V197H60ZM36 197H37V199H36ZM49 197L50 198L52 197L53 202L51 201V203H49L50 202L49 200L47 202V199ZM73 197H74L75 201H74ZM157 197H158V199H157ZM54 198H55V200H54ZM64 198L65 199L67 198V200H65ZM41 199H43V201ZM40 200L42 201V203ZM62 200H65V201H62ZM31 202H32V204H31ZM38 202L40 204H38ZM69 202H70V204H69ZM65 203H67V204H65ZM207 203H210V204H207ZM45 204L46 205L49 204V206H45ZM225 204H226V206H225ZM80 205H83L85 208H81L82 206H80ZM34 206H36L35 209H34ZM69 207H71V208H69ZM72 207H73V209H72ZM219 207L221 209H223V213L218 211ZM74 208H78V210L80 211V214H83L82 209L84 211H86L83 214L85 217L84 221L82 218L83 216H80V214H78L79 213L78 210L73 211ZM28 211H30V210H27V212ZM43 211H41V212L43 213ZM192 211H193V214L195 215V213H194L195 211L194 210H192ZM72 212H74V213H72ZM67 213H69V214H67ZM87 214L90 217H87L88 216ZM193 214H191V215H193ZM54 215H56L55 216L56 219H53ZM73 215L78 216V218L74 217ZM198 216L200 218V215H198ZM198 216L195 215L194 218H192L193 216L191 218L194 219V221H196V217H198ZM26 217H27V215H26ZM34 218L39 219V216L38 217L36 215L31 216L29 219H27V222H26L27 227L31 228V229L33 228V230L37 224V223H35ZM73 218H75V219H73ZM76 218L80 219V220H77ZM81 218H82V220H81ZM96 220H98V221H96ZM32 221H34V222H32ZM95 221L97 222V224ZM50 222H51V220H50ZM53 222H52V224H53ZM192 222H193V220H192ZM192 222H190L189 225L191 228L194 225V227L192 229L195 231V233H193V234H195V236L199 239V241H201L202 243H205L206 242L205 231H207V230H205L203 232H201L200 230H197L198 228L195 226L196 224L195 223L193 224ZM82 223H83V225H82ZM93 224L96 225V228H93L94 227ZM56 225H58V226L56 227ZM90 225L93 227H91ZM90 227H91V229H90ZM92 229H93V231H92ZM63 232H64V230H63ZM17 233H18V231H17V227H16L15 223H11V225H10V223L7 220V217H5V215H3L2 211L0 210V264H34L33 258L30 256L29 251L25 248V244H24L22 238ZM92 233H93V235H92ZM76 236H78V235H76ZM185 238L186 237H184V239ZM46 239H47V237H46ZM44 240H45V238H43L42 241H41V239L39 240V244H40L39 250L41 249L40 251H42V248H44V249L47 248V247H44L45 245H48L46 242H50V241H48L49 239L46 242ZM80 246H82V247L84 246V247L82 248ZM121 246H122V248L128 247V249H127L128 253L127 254L130 253L132 257H130V256L127 257V254L122 252ZM149 248H151V247H149ZM149 252L150 253L152 252L153 259L147 260L148 264H167L166 262H164V258H163L162 253L160 251H158V250L151 251V249H150ZM43 253H45L44 250H43ZM135 255H137V256H135ZM144 255H147V254H143V256ZM134 256H135V258H134ZM128 260H127V263H128ZM226 260H227L226 262H228V261L230 262V263L228 262V264H232V262H233V260H231L230 258H227ZM102 261H103V263H102ZM191 263L197 264L196 262H193V261ZM123 264H125V262Z\"/></svg>", "mask_w": 264, "mask_h": 264}, {"label": "crops", "instance_id": "0c3cea01", "mask_svg": "<svg viewBox=\"0 0 264 264\" xmlns=\"http://www.w3.org/2000/svg\"><path fill=\"white\" fill-rule=\"evenodd\" d=\"M195 105L199 108L197 104ZM204 109L195 111V114L203 113ZM202 118H204L203 115ZM220 124L225 129L226 138H231L238 143L245 142L253 150L264 147V114L258 115L250 111L240 116L221 119ZM81 141V138H73L63 141L59 146L56 145L58 155L51 158V163L63 160L68 166L79 165L82 168L85 183L84 186L79 187H82L84 192L87 190L89 194L90 190L108 189L133 175L134 168L128 158L124 160L113 152L103 154L97 150L85 152Z\"/></svg>", "mask_w": 264, "mask_h": 264}]
</instances>
